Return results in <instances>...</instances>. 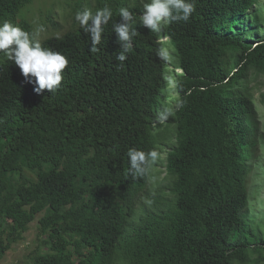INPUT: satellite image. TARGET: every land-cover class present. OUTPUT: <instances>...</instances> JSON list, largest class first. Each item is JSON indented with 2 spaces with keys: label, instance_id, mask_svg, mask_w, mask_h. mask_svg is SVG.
Listing matches in <instances>:
<instances>
[{
  "label": "trees",
  "instance_id": "16d2710c",
  "mask_svg": "<svg viewBox=\"0 0 264 264\" xmlns=\"http://www.w3.org/2000/svg\"><path fill=\"white\" fill-rule=\"evenodd\" d=\"M36 1L0 0V22L33 32ZM91 1L113 10L97 53L75 20ZM146 1L53 0L40 10L55 30L41 43L69 60L54 93H37L35 78L0 56V260L36 220V246L20 264L264 261L261 230L234 239L230 223L259 135L251 84L264 77V39L250 14L259 0H194L188 21L158 32L140 21ZM121 7L138 31L123 64L112 29ZM166 62L182 70L172 105ZM162 113L166 124L151 126ZM130 148L167 150L164 178L148 188L147 171L131 175Z\"/></svg>",
  "mask_w": 264,
  "mask_h": 264
},
{
  "label": "clouds",
  "instance_id": "9594fccd",
  "mask_svg": "<svg viewBox=\"0 0 264 264\" xmlns=\"http://www.w3.org/2000/svg\"><path fill=\"white\" fill-rule=\"evenodd\" d=\"M44 1L45 0H38L34 5H43ZM51 3L52 2H50L47 7H49ZM46 8L38 7L33 13H31L32 16L30 22L33 32L27 31L9 20L0 22V56L5 57L8 61L14 62L28 82H33L31 78H35L34 83L36 87L34 90L37 93H40L45 89L51 93L56 92L61 86L63 72L69 63L65 54L49 47H45L41 43L42 40L49 37L50 33L55 31L52 29L51 24L47 22L46 14L39 16V11H43ZM141 11L142 14L140 21H142L150 31L158 32L166 24L188 21L192 13L195 11V3L194 0H147L143 3V9ZM118 13L120 22H114L112 24V29L117 34L118 43L121 47V51L116 56V60L123 64L127 59L126 54L129 49L133 47V40L138 35V31L134 27L136 21L133 11L128 7H121L119 8ZM55 15L61 16L59 10L55 11ZM112 17L113 10L111 7L105 5L102 8L96 9L92 1L91 6L76 13L75 20L78 22L80 28L90 36L92 44L90 51L92 53L100 51L99 45L103 40L105 26L109 24ZM57 22L62 30L65 31L68 29L69 24H65L60 19L57 20ZM156 42L159 44V51H162L163 53H165L167 47L170 46L168 44V37L165 35H159ZM165 69L168 71L167 76H169V79L167 80V83H165L168 99L165 98L164 101L168 103L170 101L169 97H171L168 90L169 80H174L175 84V79L178 75L182 74V70L178 67H174L168 62L165 63ZM174 94L176 97L175 92ZM170 104L172 105V102ZM167 118L168 114L162 113L159 118L151 121V126H164L167 122ZM261 145L264 146V132L262 131L259 120V135L254 147L256 158L249 163L248 173L245 176V182L243 185L244 196L242 197L240 208L235 209L232 212L233 215L237 213V217L234 218L232 216L230 222L233 227L231 231L236 234L234 239H239L243 230H245V232L255 231L256 229L261 230L259 222L262 220V217L259 214H254L256 208L255 201L260 195V192L259 189L247 185V179L252 169L254 167H259V162L257 161V148ZM166 152L167 150L158 153L155 149L145 152L137 148H130L128 151L129 173L136 176L138 174H144L147 171L146 186L151 188L150 184L154 180L160 181L165 176L166 168L163 159L166 156ZM151 165H153L152 170L149 169ZM261 168L264 172V168ZM261 168L258 172L259 177L263 175ZM149 190L145 187V189L139 193V196L141 194H149ZM141 198L147 199V197L143 196ZM263 203L264 202L261 201L258 204L262 205Z\"/></svg>",
  "mask_w": 264,
  "mask_h": 264
},
{
  "label": "rangeland",
  "instance_id": "374dc122",
  "mask_svg": "<svg viewBox=\"0 0 264 264\" xmlns=\"http://www.w3.org/2000/svg\"><path fill=\"white\" fill-rule=\"evenodd\" d=\"M52 2V0H45L43 5L35 4L34 8H46L47 5ZM251 15L255 16V21L259 26L258 34L259 36L257 40L264 39V0H259V3L251 10ZM255 38V37H250ZM256 39V38H255ZM253 86L252 94L254 103L258 112V118L261 123L262 131L264 132V77H260L258 83L251 84ZM175 87L174 80H169V94L171 97H175L173 92V88ZM170 102L175 103L174 100H170ZM258 153V162L259 167L264 168V146H258L257 148ZM263 163V164H262ZM259 167H254L248 176L247 185L252 188L259 189L260 195L256 199V208L254 210V214H259L262 217V220L259 222L260 229H261V237L264 239V203L259 205V202H264V172L263 175L259 177L258 172L260 171ZM142 195V194H141ZM142 197V196H141ZM146 198H142V201H146ZM36 220L31 222L28 226V230L23 234V240L14 243L11 245V248L5 252L3 258L0 260V264H20L24 263V260L28 257L29 253L34 249L36 246ZM259 264H264L260 262Z\"/></svg>",
  "mask_w": 264,
  "mask_h": 264
},
{
  "label": "bare ground",
  "instance_id": "6f19581e",
  "mask_svg": "<svg viewBox=\"0 0 264 264\" xmlns=\"http://www.w3.org/2000/svg\"><path fill=\"white\" fill-rule=\"evenodd\" d=\"M248 139V138H247Z\"/></svg>",
  "mask_w": 264,
  "mask_h": 264
}]
</instances>
